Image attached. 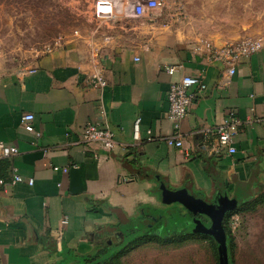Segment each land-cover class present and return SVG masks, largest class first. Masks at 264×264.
<instances>
[{
  "label": "crops",
  "instance_id": "obj_1",
  "mask_svg": "<svg viewBox=\"0 0 264 264\" xmlns=\"http://www.w3.org/2000/svg\"><path fill=\"white\" fill-rule=\"evenodd\" d=\"M98 1L109 13L38 57L27 72L0 64V141L18 149L0 158V264L99 259L115 237L120 244L147 224L163 227L161 212L174 204H163L159 180L209 203L222 190L241 202L233 212L264 193V39L258 51L234 63L227 81L229 64L173 37L159 10L137 17V0ZM171 66L173 75L166 71ZM94 74L103 77V87L85 83ZM184 75L200 77L207 88L180 124L179 150L160 139L174 133L167 91ZM231 110L241 123L236 152H212L203 130ZM27 113L39 138L21 125ZM136 118L139 142L132 139ZM91 122L115 133L112 152L80 141ZM149 129L152 141H146ZM13 171L24 182L12 185ZM179 207L182 217L192 218Z\"/></svg>",
  "mask_w": 264,
  "mask_h": 264
},
{
  "label": "rangeland",
  "instance_id": "obj_2",
  "mask_svg": "<svg viewBox=\"0 0 264 264\" xmlns=\"http://www.w3.org/2000/svg\"><path fill=\"white\" fill-rule=\"evenodd\" d=\"M162 1L158 18L168 26L166 29L183 43H195L200 51L201 47L207 49L205 43L216 47L259 40L262 44L264 0ZM95 3V0H0V64L8 70H24L41 55L64 46L97 19L93 12ZM165 209L161 212L163 227L147 224L135 235L127 236L124 245L115 241V246L100 259L68 264H95L111 258L117 264H218L217 247L204 238L209 236L186 233L187 227L181 226L189 223L193 229L190 215L182 217L176 204ZM166 221L172 224L166 226ZM228 227L235 264H264V203L237 211L229 217ZM145 234L154 235L141 237ZM182 234L192 236L176 237Z\"/></svg>",
  "mask_w": 264,
  "mask_h": 264
},
{
  "label": "built area",
  "instance_id": "obj_3",
  "mask_svg": "<svg viewBox=\"0 0 264 264\" xmlns=\"http://www.w3.org/2000/svg\"><path fill=\"white\" fill-rule=\"evenodd\" d=\"M163 6L162 0H137L134 5V15L140 17L145 11L153 12L160 10ZM109 7L106 2L98 1L94 6V16L99 18L104 14L109 13ZM259 40H249L244 42L231 43L218 49L213 47L211 43H205L206 48L211 53V57L214 59L225 60L230 68L227 72L226 80L232 76L235 72L234 63L240 58L249 57L251 54L258 51L261 47ZM195 50H199L196 47ZM1 55V52H0ZM169 75H173L176 68L171 66L166 68ZM23 72H27L23 70ZM29 72H33L30 70ZM87 85L93 87H103L105 81L99 74L91 75L85 79ZM206 84L203 79L196 76L184 75L179 81L173 82L169 85L167 91V103L168 111L166 114L167 120L173 125L174 133L170 136L160 139L167 146L182 149V138L179 134V128L181 122L188 115L191 106L194 102L201 97L206 91ZM34 116L30 113L24 114L21 117V125L27 133L35 135L36 138L40 137V134L34 130L33 127ZM140 124L141 119L136 118L132 127V139L134 142H139L140 139ZM240 121L237 118L235 111H228L224 119L220 124L213 127L205 128L203 133L210 138L211 151L215 153H221L224 151L228 155H232L236 152L233 143L240 127ZM146 141H152L154 139L152 131L149 129L146 131ZM80 141L82 143H98L101 148L106 152H112L116 146L115 133L105 124L100 123H88L82 130L80 135ZM18 154V149L13 146H9L0 141V158H12ZM186 156H188L186 154ZM54 171H58L57 167L53 168ZM68 169H62V173H66ZM24 182V179L13 171V177L11 184H18ZM33 179L30 178L26 181L29 186L33 185ZM0 185H4V181L0 179Z\"/></svg>",
  "mask_w": 264,
  "mask_h": 264
},
{
  "label": "water",
  "instance_id": "obj_4",
  "mask_svg": "<svg viewBox=\"0 0 264 264\" xmlns=\"http://www.w3.org/2000/svg\"><path fill=\"white\" fill-rule=\"evenodd\" d=\"M222 47L224 46H216L218 49ZM158 182L163 204H176L191 213L193 222L191 226L193 229L189 228V223L188 225L185 224L182 227H187L185 229L187 230L186 233L202 234L211 237L216 243L218 264H232L229 238L224 231L223 220L226 214L233 212L237 208L238 201L236 199H229L227 194L221 190L212 203H209L204 199L193 197L186 189L170 190L160 180ZM125 240L123 245L125 244ZM105 258L107 257L105 256ZM84 261L85 259L81 260V262Z\"/></svg>",
  "mask_w": 264,
  "mask_h": 264
},
{
  "label": "trees",
  "instance_id": "obj_5",
  "mask_svg": "<svg viewBox=\"0 0 264 264\" xmlns=\"http://www.w3.org/2000/svg\"><path fill=\"white\" fill-rule=\"evenodd\" d=\"M261 203H264V193L258 195L255 199L247 202V203H244L243 205H241L237 211H244V209H248V208H251V207H255L256 205L258 204H261ZM237 211L233 212L232 214L230 215H227V217L225 218L224 220V223H223V226H224V229L227 233V235L229 236L230 238V247H231V252L233 254V247H234V243H233V239H232V236H231V231H230V228L228 227V220H229V217L230 216H233L234 214L237 213ZM179 236H192V235H186V234H182V235H176V237H179ZM204 238L210 240L213 244H214V247L216 248V245L214 243V241L210 238V237H205ZM161 240V238H159ZM141 239H139L140 241ZM87 264V263H85ZM95 264H117V261L115 259H108V260H105V261H101L99 263H95Z\"/></svg>",
  "mask_w": 264,
  "mask_h": 264
},
{
  "label": "flooded vegetation",
  "instance_id": "obj_6",
  "mask_svg": "<svg viewBox=\"0 0 264 264\" xmlns=\"http://www.w3.org/2000/svg\"><path fill=\"white\" fill-rule=\"evenodd\" d=\"M202 221V220H201ZM203 223H205L204 221H202ZM148 235H154V234H147V235H144V236H148ZM113 241V240H112ZM114 241L117 242V237L114 238Z\"/></svg>",
  "mask_w": 264,
  "mask_h": 264
}]
</instances>
